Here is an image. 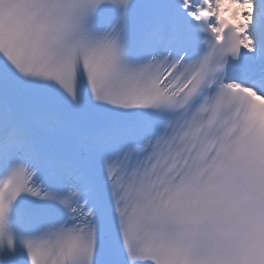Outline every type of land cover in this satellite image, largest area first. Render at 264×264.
Returning a JSON list of instances; mask_svg holds the SVG:
<instances>
[{
  "label": "snow or ice",
  "instance_id": "obj_1",
  "mask_svg": "<svg viewBox=\"0 0 264 264\" xmlns=\"http://www.w3.org/2000/svg\"><path fill=\"white\" fill-rule=\"evenodd\" d=\"M0 264H264V0H0Z\"/></svg>",
  "mask_w": 264,
  "mask_h": 264
}]
</instances>
